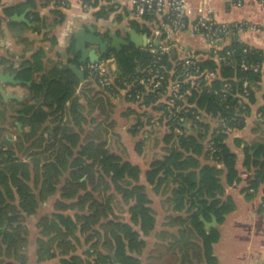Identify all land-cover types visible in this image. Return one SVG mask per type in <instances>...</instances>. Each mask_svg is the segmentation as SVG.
I'll return each mask as SVG.
<instances>
[{
  "label": "trees",
  "instance_id": "16d2710c",
  "mask_svg": "<svg viewBox=\"0 0 264 264\" xmlns=\"http://www.w3.org/2000/svg\"><path fill=\"white\" fill-rule=\"evenodd\" d=\"M47 4L41 1L40 6ZM38 5V1L28 0L18 11L30 6L38 9ZM13 13V9H5L8 18ZM110 13L117 12L101 9L96 16ZM54 14V24L64 20L62 11L54 10ZM29 18L37 25L36 31L44 29L39 10L31 12ZM1 24L0 19V27ZM129 25L127 41H131L132 32L152 37L151 30L137 20H131ZM101 33L108 38L104 30ZM50 40L57 44L54 37ZM75 46L72 38L68 50L74 52ZM228 53L230 64L207 60L203 66L219 70L221 79L235 80L239 95L240 82L249 79L248 102H239L241 96L224 99L215 94L222 81L216 80L213 91L202 88L187 96L179 121L160 118L161 108L156 105L160 96L146 95L143 102L135 98L131 80L139 69L147 67L151 55L134 43L121 51L110 49L102 57V61H111L107 64H116L115 71L109 70V88L99 86L96 71L85 70L86 80L82 82L65 68L62 60L47 67L44 47L18 68H10L28 92L17 101L15 123L31 131L19 141L21 149L26 141L30 143L25 152L20 149L26 157L0 145V264L27 263V220L38 215L44 203L56 194L60 197L52 204L53 209L38 219L40 262L61 257L57 264H143L141 256L147 246L144 237L149 238L157 228L154 207L160 205L156 197L162 191L170 194L164 201L177 213L169 218L188 223L186 229L202 244L206 264H219L214 248L222 238L220 228L238 209L235 195L228 191L244 179L238 169V154L227 142L228 130L221 124L218 128L211 125L213 120L230 118L237 112L244 118L230 126L245 127L250 105L257 101L256 94L264 84L262 71L241 70L239 66L245 55L251 62L263 65L262 50L235 40L221 52ZM79 60L77 54L69 63L78 65ZM118 108L122 114H117ZM153 118L159 121L157 127L167 150L163 157L145 162L144 146L155 128L150 122ZM121 120L127 134L136 138L131 152L117 130L122 127L118 126ZM186 121L192 124L191 129L185 126ZM246 142V138L235 140L238 147L244 145L243 168L251 174L240 193L249 200L261 193L258 213H263L264 144L249 146ZM117 195L127 210L124 218L115 213ZM202 217L210 223L216 218L217 226L207 231Z\"/></svg>",
  "mask_w": 264,
  "mask_h": 264
},
{
  "label": "crops",
  "instance_id": "0c3cea01",
  "mask_svg": "<svg viewBox=\"0 0 264 264\" xmlns=\"http://www.w3.org/2000/svg\"><path fill=\"white\" fill-rule=\"evenodd\" d=\"M35 1L39 2V7L37 6L38 9H34L30 6L27 7L25 11H18V9L23 8L24 4L27 3L28 0H0V19L2 21L0 27V74L8 73L15 75L10 70V68H18L24 60L30 59L40 47H44L47 51V67H51L58 60H62L64 63L68 62V64H70V60L74 59L77 54L80 55L81 59V53H77L76 46L74 52L69 51L68 48L70 46L71 39L74 38V35L80 30H88V26H93L97 30V34L101 35L104 39H108L109 35L113 33L125 38L126 35L131 32L129 22L132 19H130L129 13L132 9L133 0H123L122 10L120 12L110 13L102 17H97L96 13L103 9L105 3H107L109 0H98V5L93 6L89 11L84 9V4L86 3L85 0H41L42 2H48L47 6L44 7L40 6V0ZM187 1L190 5L195 7L209 1L215 9L214 16L219 23L236 24L242 21H248L260 27L261 31L257 33H246L239 37L225 36L220 42L218 50L225 49L226 47L230 46L233 41L239 40L244 44L262 50L264 53V3H260L256 0H246L242 6H237L236 0ZM6 8H11L14 10L12 17L16 15L22 16L27 12L26 18L29 23L20 20H14L12 17L8 18L5 15ZM36 10H39L40 16L44 21V29L42 31H36L34 28L37 25L32 23L29 18V14ZM54 10H60L64 15V20L58 24H54L57 19V16L54 14ZM118 17H121V19H118ZM140 23L151 30L152 24L149 21ZM101 30H104V32L108 34V38H106V36L101 33ZM53 37L57 41L56 45L51 43L50 38ZM175 39L179 46L186 52H200L203 53L207 59H212L213 51L206 46L204 39L201 36L194 35L191 29L175 35ZM89 47L97 48L96 46L91 45ZM88 64L92 63H79L78 66L85 73L86 69L82 68H86ZM113 66V63L109 65L110 71L116 70L115 66ZM0 88L5 89L7 94L16 95L21 98L26 97L28 94L27 90L23 88L22 85L4 83L1 80ZM256 96L257 101L250 105V112L245 117V127H231V129L228 131L229 138L227 142L232 150L238 154V169L240 171V175L244 179V182L239 186L232 187L228 191L230 194L235 195L236 201L238 203V209L228 217L227 222L220 228L222 238L214 248V255L217 256L219 264H264V212L258 213V207L262 202L263 195L260 193L252 200H249L245 194L240 193L241 188L249 180L251 174L243 168L244 155L242 148L244 145L242 147H238L235 143V140L238 138H246V144L249 146L255 144H264V120L258 117L259 111L264 106V84L263 87L257 92ZM9 100L10 121H14V126L18 130V135L17 137L15 135L5 136L10 143L4 145L7 149H15L18 154L21 149V144L19 141L21 138L25 139L23 134L30 133L31 128H24L23 125L15 123L14 116L17 109L19 108L17 101L20 100L11 98ZM120 110L121 109L118 108V115L123 113V111ZM212 122V128L219 127V120H213ZM119 125H122V127ZM118 126L120 128H117V130H120V133H122L123 141L126 143L129 151L131 152L135 149L133 145L136 142V138H132L127 134V131L125 130L126 126H124L122 120L119 121ZM1 139L2 138H0V140ZM29 145L30 143L26 141L21 150H24L25 152V147L27 148ZM145 149L146 147L144 146V151ZM152 152L155 153L156 150L153 149ZM143 160L147 162L146 155L144 156ZM152 161L153 159H151L149 162ZM169 196V193L164 194L162 191L156 197L158 201L161 202L160 205L156 206L157 209L155 208L158 213V224L156 230L151 234L150 237L157 238L158 242L160 234L162 231H164L161 230L162 223L159 221V209L163 207V199ZM59 197L60 195L56 194L49 201L44 203L38 215L28 218L27 226L30 230V239L26 251L28 258L26 264H57L61 259V257H59L49 262H40L37 246V239L40 236V229L37 225L39 221L38 219L43 213L50 211V207H52V204ZM171 210L172 209H170V212L173 213ZM162 211L164 212V210ZM170 212L168 211V214ZM32 217H36L37 222H33L31 220ZM166 230L169 231L171 229L166 228L165 231ZM158 242L157 244H159ZM201 245L202 244H199L200 258L197 264H206ZM180 257L181 258L177 257L176 259H169L166 261L157 259L155 263H151L196 264L191 258V250L188 253L184 252V254Z\"/></svg>",
  "mask_w": 264,
  "mask_h": 264
},
{
  "label": "built area",
  "instance_id": "2783aa9c",
  "mask_svg": "<svg viewBox=\"0 0 264 264\" xmlns=\"http://www.w3.org/2000/svg\"><path fill=\"white\" fill-rule=\"evenodd\" d=\"M246 0H236L237 6H242ZM264 3V0H256ZM123 0H109L103 9L107 12L122 10ZM96 0H90L84 4V9L89 11ZM215 9L207 1L200 6H192L187 0H133L129 17L138 22H150L152 24V37L147 47L151 60L147 67L139 69L137 75L131 80V85L136 91L135 98L138 101L144 100L146 95L156 94L160 96L156 105L161 108L160 118L164 121H179L184 106L187 105V96L194 90L202 88L213 91V84L220 80L219 70L209 69L203 66L207 60H213L218 64H230L229 54L223 55L218 50L220 42L225 36L239 37L246 33H257L261 29L258 25L248 21L236 24L219 23L215 19ZM194 35L201 36L206 46L213 51L212 59H207L200 52H186L175 39V35L190 30ZM111 62V61H108ZM102 61L96 64H88L86 70L96 71L98 84L102 88H109L112 81L109 80V64ZM241 70L262 71L264 64H255L244 56L240 62ZM220 89L215 90V94L222 98L238 97L244 102H248L250 96L251 82L245 79L240 82L241 95L235 88V80L221 79ZM129 97H134L132 94ZM185 104V105H184ZM184 105V106H183ZM246 104L244 108H246ZM227 108L238 110L234 105ZM258 117L264 120V106L259 111ZM199 118V117H198ZM244 118V114L237 112L230 118H219L226 130H230L233 122H238ZM156 126L159 125L157 118L150 121ZM185 126L190 128L192 124L188 121Z\"/></svg>",
  "mask_w": 264,
  "mask_h": 264
},
{
  "label": "rangeland",
  "instance_id": "374dc122",
  "mask_svg": "<svg viewBox=\"0 0 264 264\" xmlns=\"http://www.w3.org/2000/svg\"><path fill=\"white\" fill-rule=\"evenodd\" d=\"M115 69L116 64L114 63ZM113 66V67H114ZM114 70V69H113ZM115 71V70H114ZM17 137L18 130L14 126V121H10V100H5L3 95L0 94V145L5 146L4 144H9V140L5 136H13ZM149 138L145 141V151H146V160L149 162L151 159H157L164 156V152L167 150L163 147L162 144V132L160 131L159 127L153 128V132L149 134ZM4 138V139H3ZM155 149L156 152L153 153L152 150ZM165 150V151H164ZM20 157H26L22 154V151L18 153ZM165 197L163 200H165ZM120 195H117L114 199V208L116 215L120 218H124L127 214V210L125 206H123L121 202ZM163 207L161 208L164 212L159 209V221L162 223V233L159 236V242L155 237H149L144 239L147 240V246L141 256L143 260V264H152L151 262L155 263L157 259L159 260H173L177 257L181 258L180 256L184 254V252H189L191 250V258L197 264L199 261V239L196 235H193L187 228L188 223L182 224L180 222L172 221L170 216L176 217V212L170 206V203L167 201H163ZM51 210L53 206L50 207ZM156 208V207H154ZM157 209V208H156ZM173 211V213L170 212ZM168 211L170 212L168 214ZM168 215V216H167ZM184 217L187 216V213L183 215ZM33 222H37L36 217H32L31 219ZM28 223V220H27ZM166 228H170L171 230L165 231ZM186 231L183 233V231ZM157 242L159 244H157ZM88 245V244H87ZM89 246V245H88ZM87 246V248H88ZM80 252H83V249H80ZM159 256V257H158ZM162 264V263H161Z\"/></svg>",
  "mask_w": 264,
  "mask_h": 264
},
{
  "label": "water",
  "instance_id": "95a60500",
  "mask_svg": "<svg viewBox=\"0 0 264 264\" xmlns=\"http://www.w3.org/2000/svg\"><path fill=\"white\" fill-rule=\"evenodd\" d=\"M27 12L22 16H14L12 19L20 20L29 23L26 18ZM76 40V51L81 53V59L79 63L90 62L96 64L100 62L101 58L110 51V49H115L121 51L123 47L129 46L130 43H134L137 47H147L150 38L148 35H138L132 32L131 41H127L125 38L120 37L118 34H110L108 39H104L101 35L97 34V30L93 26H88V30H80L74 35ZM96 46L97 48H90L89 46ZM66 69H71L81 81H85V73L79 68L78 65H70L68 62L65 63ZM0 80L4 83H11L14 85H22L23 81L17 79L16 75L11 74H0ZM0 92L5 100L17 99L23 100V98L7 94L6 90L0 88ZM205 223V229L209 230L212 227L217 226L216 218L213 222H207L203 217L201 218ZM119 264V263H116Z\"/></svg>",
  "mask_w": 264,
  "mask_h": 264
}]
</instances>
